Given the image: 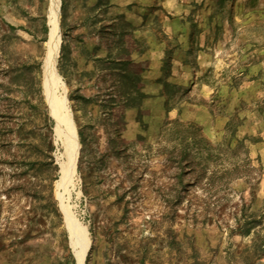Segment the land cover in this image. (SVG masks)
Returning <instances> with one entry per match:
<instances>
[{"label": "rangeland", "instance_id": "374dc122", "mask_svg": "<svg viewBox=\"0 0 264 264\" xmlns=\"http://www.w3.org/2000/svg\"><path fill=\"white\" fill-rule=\"evenodd\" d=\"M78 156L41 86L48 20ZM264 263V0H0V264Z\"/></svg>", "mask_w": 264, "mask_h": 264}, {"label": "bare ground", "instance_id": "6f19581e", "mask_svg": "<svg viewBox=\"0 0 264 264\" xmlns=\"http://www.w3.org/2000/svg\"><path fill=\"white\" fill-rule=\"evenodd\" d=\"M51 1L53 5L57 6L58 0ZM48 24V38L45 44L46 53L41 67V86L46 105L55 122L54 132L56 140L62 146L59 162L60 176L56 183V188L59 189L58 198L62 201L63 195L69 193V187L73 183L79 146L75 126L63 95L64 84L56 71L60 44L56 10L52 12ZM62 210L76 264H83L90 240L85 229L78 224L68 207L63 205Z\"/></svg>", "mask_w": 264, "mask_h": 264}, {"label": "water", "instance_id": "95a60500", "mask_svg": "<svg viewBox=\"0 0 264 264\" xmlns=\"http://www.w3.org/2000/svg\"><path fill=\"white\" fill-rule=\"evenodd\" d=\"M257 264H259V263H257ZM260 264H264V263H260Z\"/></svg>", "mask_w": 264, "mask_h": 264}]
</instances>
